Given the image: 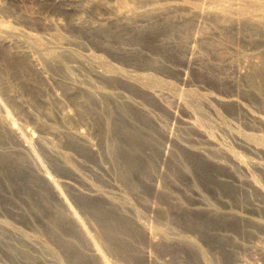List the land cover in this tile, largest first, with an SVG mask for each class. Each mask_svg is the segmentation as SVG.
<instances>
[{"label": "rangeland", "instance_id": "374dc122", "mask_svg": "<svg viewBox=\"0 0 264 264\" xmlns=\"http://www.w3.org/2000/svg\"><path fill=\"white\" fill-rule=\"evenodd\" d=\"M263 3L0 0V264H264Z\"/></svg>", "mask_w": 264, "mask_h": 264}, {"label": "bare ground", "instance_id": "6f19581e", "mask_svg": "<svg viewBox=\"0 0 264 264\" xmlns=\"http://www.w3.org/2000/svg\"><path fill=\"white\" fill-rule=\"evenodd\" d=\"M257 3H258V2H257ZM257 3H256V4H257ZM260 3H261V2H260ZM263 4H264V3H263ZM254 5H255V4H254ZM259 6H261V4H260V5H258V6H257V5H255V6H254V8L252 7V9H254V11H252V10H251V11H252V13H254V12H255V14H258V13H259V10H258V8H260ZM261 7H262V6H261ZM263 7H264V5H263ZM255 10H256V11H258V13H256V11H255ZM263 12H264V11H263ZM263 12H261V13H263ZM252 13H251V15H252V16H253V15H255V14H252ZM248 14H249V13H248ZM258 15H261V16H263V15H262V14H260V13H259ZM258 15H255V16H257V17H258ZM257 17H255V18H257ZM262 18H264V16H263ZM262 18H261V17L257 18V19H259V20H257V21H260V19H262ZM263 20H264V19H263ZM260 22H261V23H263L264 21H260ZM260 22H259V23H260ZM5 116H7V115L5 114V115H4V117H5ZM7 117H8V116H7ZM8 119H9V118H8ZM12 124H13V123H12ZM15 127H16V126H15ZM17 128H18V127H17ZM19 128H20V127H19ZM20 129H21V128H20ZM18 130H19V129H18ZM20 131H21V130H20ZM22 131H23V130H22ZM14 132H15V131H14ZM132 135H133V134H132ZM21 136H23V135H21ZM21 136H20V137H21ZM16 137H17V136H16ZM25 137H26V136H25ZM24 139H25V138H24ZM27 139H28V137H27ZM31 140H32V139H31ZM25 142H26V141H25ZM29 143H30V142H29ZM29 143H27V144H28V147H30V146H29ZM31 144H32V143H31ZM31 147H32V146H31ZM130 148H131V147H130ZM131 163H132V162H131ZM51 180H52V179H51ZM84 231H85V230H84ZM85 233H86V232H85ZM89 236H90V235H89ZM86 237H87V236H86ZM92 239H93V238H92ZM92 241H94V239H93ZM92 243H93V242H92ZM95 246H96V243H95V245L93 246V247H94V250L96 249V248H95ZM96 250H97V249H96ZM104 262H107V261H104ZM103 264H104V263H103ZM106 264H108V262H107Z\"/></svg>", "mask_w": 264, "mask_h": 264}]
</instances>
